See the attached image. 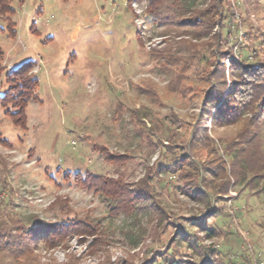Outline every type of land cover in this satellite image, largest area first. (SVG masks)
Wrapping results in <instances>:
<instances>
[{
  "label": "rangeland",
  "instance_id": "1",
  "mask_svg": "<svg viewBox=\"0 0 264 264\" xmlns=\"http://www.w3.org/2000/svg\"><path fill=\"white\" fill-rule=\"evenodd\" d=\"M229 2L240 24L230 36L222 13L205 26L150 0L14 1L0 96L24 61L37 62L39 84L26 128L0 106V223L92 227L56 245L37 238L18 258L0 251V264H264V193L233 185L242 160L264 165L262 125L247 110L214 125L208 101L236 89L243 39L264 43V0ZM176 159L180 170L160 165ZM123 193L132 211L118 209Z\"/></svg>",
  "mask_w": 264,
  "mask_h": 264
},
{
  "label": "trees",
  "instance_id": "2",
  "mask_svg": "<svg viewBox=\"0 0 264 264\" xmlns=\"http://www.w3.org/2000/svg\"><path fill=\"white\" fill-rule=\"evenodd\" d=\"M15 0H0V22L7 21L6 25L3 26L0 23V31L9 34L10 37H17V23L12 21L10 16L16 14V8L14 6ZM20 4H23L25 0H18ZM131 0H128V3ZM206 1H209L206 2ZM169 5L171 8V15L177 17H187L192 21H195L200 25H209L213 20V16L220 15L225 20L223 26L221 27L222 33L223 29L228 30V35H231V23H234L233 27L238 28L239 21H235V11L232 10L229 0H150V7L154 10L160 11V9L165 5ZM170 15V16H171ZM190 20V23L192 21ZM227 21V22H226ZM228 21L230 26L228 25ZM194 22V23H195ZM241 23V22H240ZM240 25V24H239ZM237 31V30H236ZM250 46L253 48L250 50ZM241 51L246 53L244 57L239 59L238 65H242L243 72L240 74L238 84L236 89L233 88L230 92H227L226 97L222 98L224 88H218V96L210 97L209 102L214 103L216 110H218V115H214L212 122L214 125H224L226 123L235 121L232 119H237V116L242 113H246V110L252 113V118L260 126L264 127V61H257V59H264V43L261 41L260 44H255V42H249V40L242 41ZM235 62H233L234 64ZM37 66L35 60H28L21 63L19 66L12 67L5 75V80L9 85L7 91L0 96V106L4 107L5 114L8 116L14 123L15 126L20 128H26V118H27V107L28 103L34 95V90L38 88L39 80L35 76L34 69ZM246 87V88H244ZM233 105L231 110H227L226 106ZM229 107V106H228ZM225 118V119H220ZM262 127L260 128L261 133H264ZM262 129V130H261ZM263 134L257 133V136L261 139ZM257 147V146H255ZM244 152V151H243ZM240 155L235 153H229L231 159H238ZM180 159L175 161H169L168 163H161L160 165L165 170H180ZM242 172L241 175H238L237 172L234 173L235 180L233 185H244L246 188H258V192L264 193V165H257L245 160L241 161ZM220 172L224 169L219 167ZM201 177V175H198ZM102 181V179L100 180ZM102 184L110 187L108 180H105ZM231 184V181L228 180V185ZM225 189V191L227 190ZM201 189L204 190V187L201 186ZM124 194V193H123ZM120 194L121 200L118 204V209H121L123 212L132 211L131 203H128V200L125 194ZM206 197L211 198V194H207ZM205 197V198H206ZM116 209V208H115ZM224 213L222 208H216L211 211L208 215L209 221L212 224L220 215ZM20 223L15 221L11 227V230L6 229L5 225L0 223V251H6L9 253V256L18 258L26 255L31 252L34 245L36 244L37 238H43L46 244H53L62 241L64 235L69 231H75L81 234H87L92 227L91 224L86 221H75L73 223H63L62 225H57L55 227H49L47 229L46 225L41 222H32L27 229V224L16 225ZM205 225H203L204 227ZM22 227V228H21ZM206 227V226H205ZM63 230H67L63 232ZM206 232H208L210 237L215 236V228L212 226L209 228L207 226ZM187 233V231H186ZM231 235V233H230ZM227 239L229 238L228 236ZM171 251V249H170ZM219 255H222L221 253ZM255 258V257H254ZM253 257H248L247 264H258L261 263L260 259L257 257L254 261ZM211 260V258L209 259ZM224 260L221 258V262ZM186 264H191L187 263ZM157 264V262L155 263ZM177 264V263H172ZM207 264V263H205ZM211 264V263H208Z\"/></svg>",
  "mask_w": 264,
  "mask_h": 264
}]
</instances>
